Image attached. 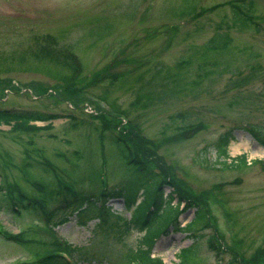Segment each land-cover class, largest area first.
I'll return each mask as SVG.
<instances>
[{
	"label": "rangeland",
	"instance_id": "rangeland-1",
	"mask_svg": "<svg viewBox=\"0 0 264 264\" xmlns=\"http://www.w3.org/2000/svg\"><path fill=\"white\" fill-rule=\"evenodd\" d=\"M230 1L0 0V109L60 115L50 128L40 130L21 132L0 125V229L29 236L34 230L42 239L53 240L51 230L42 225V213L20 205L16 211L10 199L16 190L43 199L32 180L48 188L55 184L53 170L43 161L64 171V178L76 187L98 189L94 183L104 154L107 185L131 189L136 174L110 139L105 137L101 147L92 127L101 120L84 108L91 101L103 111L126 110L140 132L159 143L158 154L186 195L202 197L206 215L197 229L194 264H264V166L257 161H264V146L256 139L257 130H264V0H246L253 4L257 22L247 29L226 27ZM217 32L230 36L226 51L202 54L203 45ZM45 45L76 54L81 71L75 85L91 81L81 95L70 89V95L63 94L56 73L66 69L37 56ZM183 56H190L191 64L170 69ZM10 83L13 87L7 91ZM136 97L149 101L147 107H132ZM181 112L184 123L202 122L204 128L170 141L165 137L174 129L170 117ZM67 114L87 122L74 127L70 115L61 116ZM225 132L233 137L229 156L244 154L246 165L220 162L223 158L217 157L213 143ZM139 183L134 186L140 189L138 201L153 189L148 183L143 193ZM55 203L53 197L47 201L49 207ZM107 204L126 219L132 215L123 198H110ZM185 207L178 217L181 225L195 213L194 207ZM162 211L173 213L174 207L165 204ZM114 220L109 215L108 223ZM97 222L84 226L70 214L68 221L55 225V236L81 246L77 264H127L129 251L146 247L144 231H124L119 220L107 234H93ZM155 224L150 223L148 232ZM194 239L175 224L157 236L151 249L164 262L176 264L179 251ZM0 264L36 263L28 246L0 234Z\"/></svg>",
	"mask_w": 264,
	"mask_h": 264
},
{
	"label": "trees",
	"instance_id": "trees-1",
	"mask_svg": "<svg viewBox=\"0 0 264 264\" xmlns=\"http://www.w3.org/2000/svg\"><path fill=\"white\" fill-rule=\"evenodd\" d=\"M232 1L233 2L230 1L229 3L231 17L230 21L227 22V28L247 29L251 28L252 24L257 23L254 21L252 13L253 4L251 2H247L246 0ZM49 39L53 42L51 37ZM229 43L230 36L227 32H217L203 45L202 54L222 53L226 51ZM37 56L49 59V61L57 63L59 66L66 69L65 72L57 71L56 73L57 79L62 83L63 94L70 95L72 92L73 95H81L82 88L91 83V81H84L79 86H76L79 84L77 75L81 71V64L74 52L45 45L37 52ZM190 58V56L181 57L170 69L176 68L178 70L188 67L191 64ZM93 77H97V75ZM170 78L176 81L173 76H170ZM40 89L44 90L43 88ZM148 102L149 101L142 102L140 97H136L130 104L132 107L146 108ZM113 109L116 112L128 114L126 110L119 109L118 107H114ZM58 116L60 115L56 113L52 114L38 110L0 109V124L10 125L11 130L26 132L50 128L52 126L51 122L44 126H38L32 122L52 120ZM92 117L101 120L99 125L94 124L92 126L97 136L110 139L116 145L117 149L120 150L125 164L136 174L130 180L131 189L128 190L125 186H117L112 189L109 188L106 191L103 189L101 190L100 171L98 170V182L94 183L97 184L98 189H82L81 187H76L73 180L71 182L73 186L57 183L55 181L52 188L39 184L41 188L39 187L38 191L42 193L40 196L43 198L41 201L31 198L22 191L16 190L15 194L12 195L11 198L9 197L11 199V204L20 205L24 209L32 210L40 214L42 211L41 207L47 208L48 199L53 197L56 203L52 209H50V215L44 220L46 226H49L48 224L55 225L57 223H64L68 220L70 214H75L78 222L84 226H87L89 221L98 219L96 223L97 227L94 228L93 234H96L97 231H104L107 234V231L111 230L117 225V222L121 220L124 231L136 228L141 232H145L143 241L146 247H137L129 251L127 264L131 262H136L137 264H168L160 257H153L151 255V247L157 236L167 233L168 229L176 224L177 218L183 210L181 202L184 200L186 205L185 210L187 207H194L195 213L194 217L181 229H186L195 239L190 245L179 251V259L176 264H194V258L196 256L195 250L197 247V229L200 228L203 218L206 215L202 197L201 199H197L186 195L180 184L175 180L168 165L164 163L162 157L158 154L159 143L146 138L140 132L137 123L132 122L130 119L126 123H122L117 115L103 111L97 113V115H92ZM69 118L72 119V126L74 127L86 124L87 122L83 119L77 120L73 115H70ZM185 120V113L182 112L170 117L174 129L170 135L165 137L169 138L170 141L181 140L204 128L202 122L184 123ZM169 126L165 125L166 129ZM259 132L262 133L261 135L264 139V130L263 132H261V130ZM232 138L230 132H225L213 143V148L217 153V157L219 159L223 158L220 162L224 166L236 167L246 165L244 154L234 158L229 156L228 145ZM75 154L78 155L77 152H75ZM227 159H229V161H227ZM43 165L51 166L50 163L45 161H43ZM141 181L143 183L141 192L146 189L145 186H147L148 183H152L153 189L150 196H144L138 201L137 191L140 189H134V186L141 185V183H139ZM165 187L171 188L167 198L164 197ZM114 197H122L125 207L132 210V215L129 219L112 211L106 204L108 199ZM100 198L103 199L102 203L99 202ZM175 198H178V203L173 204ZM165 204L173 206L174 212L165 214L162 211ZM57 213L60 214L59 218L53 220ZM109 215H113L115 219L110 223H108ZM150 223L156 224L155 227H152L148 232L151 227ZM32 232L33 233L29 236L25 231L20 230L17 233H5V237L15 243L28 246V249L34 257V263L36 264H69L62 255V252L64 251L73 257H76L79 253L81 246L66 241H59L55 236H52L53 240L47 241L34 234L36 233L34 230H32Z\"/></svg>",
	"mask_w": 264,
	"mask_h": 264
}]
</instances>
